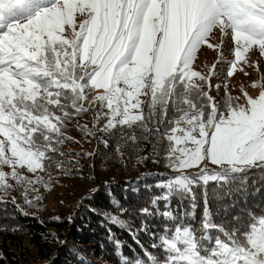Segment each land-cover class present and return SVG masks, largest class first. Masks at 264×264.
<instances>
[{"label": "snow or ice", "instance_id": "1", "mask_svg": "<svg viewBox=\"0 0 264 264\" xmlns=\"http://www.w3.org/2000/svg\"><path fill=\"white\" fill-rule=\"evenodd\" d=\"M229 39L233 58L227 60ZM205 47L217 52V61L199 71ZM253 49L264 57V0H0V203L18 189L25 205L38 207L40 187H53V170L72 174L66 165L79 162L63 150L73 142L69 126L86 136H117L120 157L154 132L153 147L166 141V166L178 174L157 182L165 192L151 200L156 213L139 212L175 222L158 201L173 194L195 200L193 188L202 186L204 234L181 223L166 226L151 245L163 258L141 247L143 258L122 264H264V210L247 212V221L236 215L217 224L208 189L210 182L244 188L254 169L264 173V75L250 85L259 89L255 97L240 86L243 104L227 81L211 83L222 62L228 78L248 76L246 68L259 71ZM222 86L225 95L217 100L211 93ZM89 113L92 128L79 119ZM11 202L28 215L15 197ZM112 207L129 213L118 201ZM105 219L125 227L111 212ZM115 249L121 255L119 240Z\"/></svg>", "mask_w": 264, "mask_h": 264}, {"label": "trees", "instance_id": "2", "mask_svg": "<svg viewBox=\"0 0 264 264\" xmlns=\"http://www.w3.org/2000/svg\"><path fill=\"white\" fill-rule=\"evenodd\" d=\"M258 80L254 78L252 83ZM205 90L207 91V88ZM229 91L231 95L240 97L239 102L242 104V95L230 89ZM211 94L219 100L225 95V90H214ZM79 119L81 124H87L89 128L96 124L91 113ZM104 122L101 120L96 126L103 125ZM127 131L125 129V134ZM136 134L142 135L140 130H137ZM67 135L73 138V142H66L63 146L65 152L73 153L67 157V160L79 162L78 165L71 163L66 165L72 169V174L63 175L61 171L53 170V187L50 191L40 187L44 199L39 202L38 207L25 205L18 189L5 197L4 203H0V264H82V261L91 264H122L126 259L135 261L137 257L143 258L141 247L158 258H163L160 249L154 250L151 245L159 243V237L166 226L174 229L177 223H181L182 226L190 225L195 229L198 237L204 234L202 186L193 188L195 200L189 194H173L169 201H158L159 211L171 212L177 217L175 222L159 214L149 217L139 212V209L149 207L156 213L151 200L165 192L164 189L156 186L157 182L178 174L166 166V153L162 150L166 141L157 142L153 147L154 132L145 133L148 138L140 140L134 146L135 152L125 150L123 157L115 151L117 143L115 135L105 133L99 141L91 145L93 156L76 155V153H85L77 149V139L90 144L92 136H86L79 128L72 126H69ZM104 140L108 141L107 146L103 143ZM141 157L147 158L141 160ZM148 165H154L155 170L145 172L144 169ZM78 167L79 171H77ZM97 169L113 176V179L107 182V186L95 187L96 191L89 192L81 202L75 203V208H79L73 217L74 224H71L53 210L49 199L58 186L65 187L75 179L91 181ZM188 171L193 172L196 169ZM208 189L209 208L217 224L230 221L236 215L247 221V212L260 214L261 210H264V173L258 170L254 169L249 173L244 188L233 186L229 190V186L216 187L210 182ZM12 197L16 198V203L28 215H23L16 204L11 202ZM113 201H118L128 208L129 213L121 215L115 211L112 207ZM166 204H168L167 208ZM193 204L196 205L195 208ZM108 212L120 216L126 222L125 227L113 225L105 219V214ZM54 217H59V222ZM142 222L146 224V230H142ZM109 229L112 233L111 239ZM49 233H53L54 236ZM134 236L136 239L133 238ZM116 240L122 245L119 256L115 254ZM29 245H32L33 249H30ZM57 249H60V253L56 257Z\"/></svg>", "mask_w": 264, "mask_h": 264}, {"label": "rangeland", "instance_id": "3", "mask_svg": "<svg viewBox=\"0 0 264 264\" xmlns=\"http://www.w3.org/2000/svg\"><path fill=\"white\" fill-rule=\"evenodd\" d=\"M230 48H232V42L229 39L224 49L225 58L227 60H230L233 58L231 53L229 52ZM250 57L253 61L258 60L259 71H257L255 68H246V71L249 73L248 76H245L243 72H237L233 77L228 78L227 71H228L229 66L227 63L222 62V63L217 64V67H216V71L221 73V75H219L218 78L214 76L212 78L211 83H213V85H216V84L223 85L225 81H227L229 89L232 92L237 93V94H241L240 86L243 85L244 88L251 95L255 97L256 95H258L259 89L252 88L250 85L252 84V81L254 78L260 79L261 76L264 75V57H259V54L255 49H253V51L250 53ZM216 61H217V52L205 47L200 53L199 59L195 67L199 71H204L203 65L206 64L208 65V67H211V65L213 63H216ZM222 89H224L223 86L219 89V91H222ZM243 103H244V98L242 96V104ZM104 134L105 133L103 132H97L95 136L90 137V144L84 141L81 142L80 139H77V149L85 151V152H89V153L90 152L94 153L91 145H94L95 142L99 141L101 136ZM152 166L154 165L146 166L144 171L145 172L154 171L155 168H153ZM112 179H113V176H110L109 174H104L103 172L97 169L94 171L91 181H81L80 179H75L73 181H70L68 185L65 187H62V186L56 187L54 190V193L49 199L50 205L52 206L53 210H55L56 213L61 218L70 222L71 224H74L73 217L77 211L75 210L76 209L75 203L78 201L81 202L84 196L87 195L89 192H91L90 190L94 189L95 187L99 188L97 185H102L105 182H108ZM29 247L30 249H33L32 245H29ZM59 253H60V249H57L55 253L56 257L58 256Z\"/></svg>", "mask_w": 264, "mask_h": 264}, {"label": "water", "instance_id": "4", "mask_svg": "<svg viewBox=\"0 0 264 264\" xmlns=\"http://www.w3.org/2000/svg\"><path fill=\"white\" fill-rule=\"evenodd\" d=\"M153 168H155V166H152ZM103 185H105V183L104 184H102V185H97L98 187H101V186H103ZM79 208V207H78ZM78 208H76L75 210H77Z\"/></svg>", "mask_w": 264, "mask_h": 264}]
</instances>
